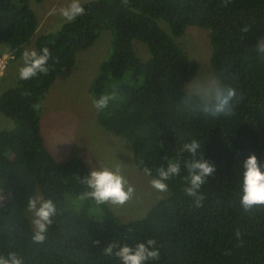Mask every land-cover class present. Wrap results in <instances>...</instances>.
Instances as JSON below:
<instances>
[{"label":"trees","instance_id":"trees-1","mask_svg":"<svg viewBox=\"0 0 264 264\" xmlns=\"http://www.w3.org/2000/svg\"><path fill=\"white\" fill-rule=\"evenodd\" d=\"M81 4L84 15L34 39L40 22L31 0H0V44L9 46L14 60L31 46L52 54L47 75L19 79L0 96V112L14 125L0 130V255L14 251L24 264H120L104 255L105 247L153 239L160 258L148 264H264V206L248 212L241 206L243 162L255 154L264 165V0ZM191 27L210 32L214 75L237 90L231 116L208 118L181 103L199 70L177 42ZM103 31L111 33L110 53L89 95L93 101L115 91L116 99L96 110L99 125L127 140L136 168L143 173L150 168L152 178L166 166V156L190 159L182 146L198 140V158L216 168L200 190L202 207L184 191L188 173L182 165L181 174L167 181V198L145 218L122 222L109 204L80 199L89 190L82 179L91 173L83 159L60 162L47 148L42 131L47 95ZM136 40L146 45L148 60L136 53ZM38 192L57 205L43 244H33L27 214L28 200Z\"/></svg>","mask_w":264,"mask_h":264},{"label":"rangeland","instance_id":"rangeland-1","mask_svg":"<svg viewBox=\"0 0 264 264\" xmlns=\"http://www.w3.org/2000/svg\"><path fill=\"white\" fill-rule=\"evenodd\" d=\"M88 1L91 0H80L81 3ZM70 2L71 0H45L42 4H37L31 0V7L40 22L34 39L41 34L54 32L66 22L59 9ZM53 9L56 11L53 12ZM161 25L170 33L164 24ZM110 40V31H103L89 50L77 55L75 67L65 72L55 83L44 102L42 131L47 148L60 162L77 157L88 164L91 172L104 167H121L122 174L135 188V195L123 206L109 205L122 222L128 223L145 218L159 201L170 195V190L161 193L152 188L150 182L153 178L135 166L130 143L107 131L97 121V111L89 95V87L99 66L110 53ZM177 42L198 65V74L194 80L215 77L211 66L209 31L191 27ZM134 46L140 58L149 59L145 44L136 40ZM261 47L264 52V41L261 42ZM27 49L32 50V46ZM4 56L8 60L6 67L0 70V96L16 86L19 69L23 66L22 57L14 60L9 53V46L0 44V58ZM188 85L186 91H189ZM13 126L12 121L0 112V130H8ZM36 197L43 199L39 192ZM27 214L32 224L33 215L30 211ZM32 227L34 229L33 224Z\"/></svg>","mask_w":264,"mask_h":264},{"label":"clouds","instance_id":"clouds-1","mask_svg":"<svg viewBox=\"0 0 264 264\" xmlns=\"http://www.w3.org/2000/svg\"><path fill=\"white\" fill-rule=\"evenodd\" d=\"M123 2L127 5L128 0H123ZM55 11L53 9V12ZM59 12L66 21L72 22L85 14V8L80 0H71L66 7L60 8ZM242 31L247 32L248 28L245 27ZM51 55L47 47L40 51L25 49L22 53L23 66L19 69V79L27 81L40 74L47 75ZM24 95H28V93H24ZM239 98L237 90L226 84L221 78L207 77L191 81L189 91L181 103L186 110L198 111L208 118H219L233 115L235 103ZM114 99H116L115 91L111 94L102 93L98 98H93L92 103L97 111L102 112L109 107L110 101ZM34 107L38 108L39 105H34ZM200 147V142L192 139L182 146V152L188 153L190 159H169L166 156V166L158 168L157 175L150 182L152 188L161 193L167 192V181L179 176L183 165L188 173L185 177L188 186L184 191L193 198L196 207H202L205 196L200 190L207 178L216 172V168L203 156L198 158ZM243 168L241 206L245 212H248L254 207L264 206V165H261L255 154H251L243 162ZM143 171L146 175H152L150 168L145 167ZM82 183L89 190L82 193L80 199H92L97 205L123 206L135 195V188L129 184L119 166L114 169L104 167L93 170L88 177L82 179ZM27 209L33 215L32 242L33 244H43L47 239L48 228L53 223L52 218L57 214V205L52 199L30 197ZM236 237L237 239L241 237L239 230L236 232ZM103 253L107 257L114 256L120 261V264H148L149 261L160 258V251L153 239L136 243L134 246L113 242L105 247ZM0 264H24V261L20 255L13 251L7 255H0Z\"/></svg>","mask_w":264,"mask_h":264},{"label":"built area","instance_id":"built-area-1","mask_svg":"<svg viewBox=\"0 0 264 264\" xmlns=\"http://www.w3.org/2000/svg\"><path fill=\"white\" fill-rule=\"evenodd\" d=\"M7 60V56L0 58V70H3L6 67Z\"/></svg>","mask_w":264,"mask_h":264}]
</instances>
